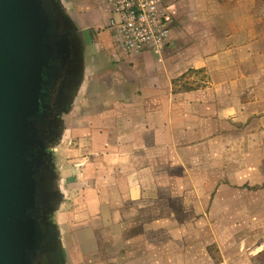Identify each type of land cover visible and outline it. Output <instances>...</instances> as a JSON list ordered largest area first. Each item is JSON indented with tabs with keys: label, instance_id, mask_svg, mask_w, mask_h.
Returning a JSON list of instances; mask_svg holds the SVG:
<instances>
[{
	"label": "rangeland",
	"instance_id": "rangeland-1",
	"mask_svg": "<svg viewBox=\"0 0 264 264\" xmlns=\"http://www.w3.org/2000/svg\"><path fill=\"white\" fill-rule=\"evenodd\" d=\"M172 1L162 0L171 20L167 45L172 40L175 42L172 54L181 56L182 66L193 65L194 61L206 64L203 72L189 74L183 82L191 85L188 88L199 87L191 92L196 97L195 104L198 103L197 90H204L210 79V86L215 87L206 89L202 96L201 134L195 140L182 137L178 141L177 136L172 135L179 129L183 133L181 116L192 110L183 100L186 97L183 95L187 94L178 95V102L171 108L169 136L165 130L162 135L149 136V147H159L156 151H149V180L156 179V176L150 175L155 172L156 166L167 167L177 162L171 158V152L159 144L169 140L171 145L197 146L191 151L193 158L188 168L189 173L194 175V183L149 182V209L158 213L162 218L160 223L170 225L173 231L184 226L185 215L190 208H195L197 214H208L213 231L221 232L219 236L226 243V250L232 251L241 245L240 251L247 258H252L256 253L264 252V0H239L248 5L249 18L246 19L240 12L245 11V6L237 4L234 11L239 15L233 18L225 16L221 21L211 13L216 0H180L174 2L176 4ZM70 2L85 21L92 38L97 39L95 51L98 63L114 64L100 55L109 45V51L115 54L110 41L112 32L107 28L109 16L104 0ZM178 3L180 6H177ZM172 21L176 22L175 26ZM222 21L226 22V30H221ZM98 35L105 37L109 45L106 40L100 41ZM164 48L156 55L157 58ZM123 58L125 62H131L132 57ZM117 61L115 63H119ZM205 71L209 72L210 79ZM99 79H104L106 88L113 89V74ZM218 82L222 85L216 88ZM180 87L181 84H177L174 90ZM90 105L79 111L76 123L83 111L100 112L101 115L109 112L100 105H93V110L91 105L90 110ZM222 109L224 111L219 112ZM86 129L83 119L76 128L75 140L62 143L66 146L65 150L63 146L53 150L55 171L66 180L65 184L60 182L66 194L63 195V205L53 218L62 233L60 236L68 255L67 264H113V259L107 256L95 261L101 255L99 243L107 246L109 242L113 246V242H117L113 233L106 234L107 226L104 224L117 223L114 206L119 202L120 195L130 190L124 179L131 169L115 167L116 157L108 156L109 152L105 151L103 144L110 143L112 137L90 135ZM91 138L96 139L93 152L85 157L90 151ZM170 174L178 176L179 172L171 169ZM138 186L146 188L147 185ZM104 201H108L106 210L103 208ZM129 204L130 200H127ZM116 211L119 218L120 212ZM225 232L229 233L225 235ZM157 237L159 241L149 248V264H162L152 263L153 258L165 261L164 264L176 260L177 252L168 251L161 237Z\"/></svg>",
	"mask_w": 264,
	"mask_h": 264
},
{
	"label": "water",
	"instance_id": "water-1",
	"mask_svg": "<svg viewBox=\"0 0 264 264\" xmlns=\"http://www.w3.org/2000/svg\"><path fill=\"white\" fill-rule=\"evenodd\" d=\"M93 61L70 0H0V264L68 263L53 150L72 141Z\"/></svg>",
	"mask_w": 264,
	"mask_h": 264
},
{
	"label": "crops",
	"instance_id": "crops-1",
	"mask_svg": "<svg viewBox=\"0 0 264 264\" xmlns=\"http://www.w3.org/2000/svg\"><path fill=\"white\" fill-rule=\"evenodd\" d=\"M235 1L233 3L232 1L220 2L216 0L215 9H212L211 13L219 21L225 16L237 17L239 14L234 9L239 4L245 6V11L241 10L240 12L243 17L248 19L250 12L248 11V5H245L246 2ZM172 2L177 3L180 0H173ZM177 6H180V3ZM78 16L85 23L82 17ZM172 22L175 26L176 22ZM225 24L226 22L223 21L220 23L221 30L227 29L224 27ZM95 28L97 30V26ZM173 33L175 34V32ZM98 38L100 41H107L103 36L98 35ZM96 41L97 39L92 38L91 34V48L94 57L91 73L93 89L86 96L87 100L84 102L91 104L92 110L93 105H100L104 109H108L109 112L104 111L106 112L105 115H101L100 112L91 111L89 113L83 111L75 126L72 141L75 140L77 126L84 119V124L87 126L86 130L90 135L112 137L110 143L106 142L103 145L105 151L109 152L108 156L114 155L116 157L115 167H129L131 170L124 179V184L129 185L130 190L124 195H120L119 202L115 203L114 206L115 222L117 223L104 224L107 226L105 228L106 234L113 233V237L118 243L113 242L115 244L113 246H110L109 242L107 246H101V243H99L101 255L97 257L95 262L102 256L104 258L107 256L113 259V264H149V248L156 245L159 241L157 236H159L168 251L177 252V259L170 260L169 264H214L207 252V247L211 245L217 247L221 257L220 264H264L263 251L254 254L252 258H247L240 251L241 245H238L232 251L230 249L226 250V243L219 236L221 232L216 233L213 231L208 214L200 215L196 213L195 208H190L185 215L187 217L184 226L173 231L170 225L160 223L162 218L158 213H154L153 209H149V182L158 184L194 183V175L189 173L188 168L193 158L191 151L197 146L191 145L187 148L186 146H180L181 143L171 145L169 140L165 144H159V146L170 151L171 158L177 162L175 164L170 163L167 167L156 166L155 172L150 174L156 176V179L151 178L149 180V169L151 168L149 166V151L159 149V147L153 145L149 147V136L162 135L164 130L169 136L170 129L168 128L169 123L172 121L171 108L176 105L175 103L178 102L176 97L181 94H187L183 95L186 96L183 100L192 110L184 112V115L181 116L184 123L183 133L179 129L172 135H176L179 141L182 137L195 140L196 136L201 134L199 121L201 119L200 107L204 105L201 102L202 96L206 89L215 87V85L210 86L209 72L205 71L204 74L209 77L210 83L204 90H197L198 103L196 104L194 101L196 97L191 94L193 91L173 94L171 80L190 69L203 70L206 65L205 62L199 64V61H194L193 65L182 66V63H180L181 56L179 54L173 56L172 54V52H175V42L173 40L170 45L164 48L159 58H157L158 56L143 54L130 58L131 62H125L126 59L121 55L109 51L110 45L107 41L109 46L106 50L101 51L100 55L106 56L114 64L107 62L102 64L98 63V53L95 51L97 49ZM165 50L166 52H164ZM116 59L119 63H115ZM109 73L113 74L115 80L113 89L106 88L104 79H99ZM221 85L222 83L218 82L216 88ZM169 93L171 95H168ZM83 104H81V109L85 108ZM223 111L222 109L219 112ZM95 140L91 138L90 151L85 157L93 152L92 147ZM71 150L74 151V148H71ZM162 159H165V157ZM171 169H177L179 175H171ZM144 184L147 185L146 188L140 186L137 188V185ZM136 194L139 196H136ZM127 200H130L129 206L132 207L127 205ZM107 203L108 201L103 202L105 210L108 207ZM116 209L120 212L119 218ZM105 213L106 211L104 215ZM227 233L229 232H225V235ZM262 239V242H264V236ZM151 262L165 263V261H158V258H153Z\"/></svg>",
	"mask_w": 264,
	"mask_h": 264
},
{
	"label": "built area",
	"instance_id": "built-area-1",
	"mask_svg": "<svg viewBox=\"0 0 264 264\" xmlns=\"http://www.w3.org/2000/svg\"><path fill=\"white\" fill-rule=\"evenodd\" d=\"M104 5L115 54L156 56L167 46L171 20L162 0H104Z\"/></svg>",
	"mask_w": 264,
	"mask_h": 264
},
{
	"label": "trees",
	"instance_id": "trees-1",
	"mask_svg": "<svg viewBox=\"0 0 264 264\" xmlns=\"http://www.w3.org/2000/svg\"><path fill=\"white\" fill-rule=\"evenodd\" d=\"M200 72H203V70L190 69V70L186 71L184 74L180 75L179 77L172 79L171 80V86H172L171 91H172V93L173 94L186 93V92H189V91L191 92V91L198 89L199 88L198 86L188 88V86H191V85L183 82V80L187 77V75L189 77V74L191 75L194 73V75H196V74H199ZM177 84H181V87L178 88V90H174V88H176ZM207 252H208L209 256L211 257V260L214 262V264H220L221 263V257L219 255V252H218L216 246L211 245V246L207 247Z\"/></svg>",
	"mask_w": 264,
	"mask_h": 264
},
{
	"label": "flooded vegetation",
	"instance_id": "flooded-vegetation-1",
	"mask_svg": "<svg viewBox=\"0 0 264 264\" xmlns=\"http://www.w3.org/2000/svg\"><path fill=\"white\" fill-rule=\"evenodd\" d=\"M78 12V11H77Z\"/></svg>",
	"mask_w": 264,
	"mask_h": 264
}]
</instances>
